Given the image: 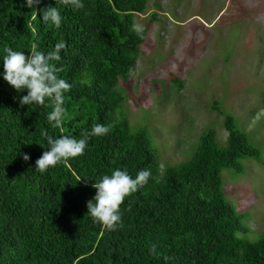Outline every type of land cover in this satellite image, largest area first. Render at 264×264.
Listing matches in <instances>:
<instances>
[{
	"label": "trees",
	"instance_id": "trees-1",
	"mask_svg": "<svg viewBox=\"0 0 264 264\" xmlns=\"http://www.w3.org/2000/svg\"><path fill=\"white\" fill-rule=\"evenodd\" d=\"M148 1L83 0L77 10L56 0H38L32 8L23 0H0V54L5 47L46 53L63 40L56 65L70 84L65 117L54 127L45 117L47 99L42 106H19L26 92L0 77V264H264V232L255 240L242 235L248 232L244 216L222 186L224 169L241 172L242 160L262 155L236 117L226 113L225 143L207 129L186 160L164 165L155 140L146 129L133 130L123 110L121 82L148 34L143 28L137 35L131 23ZM48 6L60 10L59 28L41 20ZM213 107L225 113L220 102ZM95 123L109 131L90 137L82 155L36 170L47 150L42 132L80 139ZM114 168L132 177L142 169L151 175L125 197L120 226L109 231L87 214L93 179L77 180Z\"/></svg>",
	"mask_w": 264,
	"mask_h": 264
},
{
	"label": "rangeland",
	"instance_id": "rangeland-1",
	"mask_svg": "<svg viewBox=\"0 0 264 264\" xmlns=\"http://www.w3.org/2000/svg\"><path fill=\"white\" fill-rule=\"evenodd\" d=\"M135 19L148 34L121 82L132 129H146L171 165L186 160L207 129L225 143L226 113L233 114L262 155L242 160L241 172L224 169L222 186L244 216L242 235L257 239L264 232V0H149Z\"/></svg>",
	"mask_w": 264,
	"mask_h": 264
},
{
	"label": "clouds",
	"instance_id": "clouds-1",
	"mask_svg": "<svg viewBox=\"0 0 264 264\" xmlns=\"http://www.w3.org/2000/svg\"><path fill=\"white\" fill-rule=\"evenodd\" d=\"M37 2L38 0H23L24 6L28 8H32ZM57 2L77 10L84 6L83 0H56L55 3ZM62 19L60 10L55 6H48L41 10V20L49 22L55 28L61 26ZM131 29L137 35L143 33V26L135 20L131 23ZM64 48L65 43L61 40L46 53L30 50L26 55L23 51L5 47L0 54V68H2L0 77L17 93L26 92L19 96V106H42L47 99L51 104V110L45 113V117L54 127H60L63 122L66 114L64 93L70 88V84L58 76L60 68L56 65V62L61 60L60 51ZM108 131V126L95 123L80 139L72 135L52 136L42 132L47 150L36 159V170L44 173L59 162L82 155L90 137L104 135ZM41 147L44 146L41 145ZM23 159L27 161L29 156L24 154ZM150 175V170L142 169L132 177L127 169L122 168H114L110 174H104L99 178L81 175L77 181L82 177L85 181L89 178L94 181L91 186L95 189V193L87 201V214L94 223L102 224L106 230L115 231L121 222V203L125 197L143 187ZM156 247L155 243L151 244L149 253L155 254Z\"/></svg>",
	"mask_w": 264,
	"mask_h": 264
}]
</instances>
